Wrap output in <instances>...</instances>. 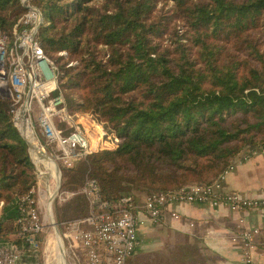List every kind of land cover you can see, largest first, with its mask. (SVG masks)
<instances>
[{
	"label": "trees",
	"instance_id": "obj_1",
	"mask_svg": "<svg viewBox=\"0 0 264 264\" xmlns=\"http://www.w3.org/2000/svg\"><path fill=\"white\" fill-rule=\"evenodd\" d=\"M31 3L43 12L38 37L58 64L70 114L89 115L115 138L82 162L104 198L210 183L239 155L264 151V0ZM27 10L0 0V30L10 35ZM12 109L0 96V245L21 250L17 264H41L44 232L34 245L22 228L35 164ZM85 200L64 215H87Z\"/></svg>",
	"mask_w": 264,
	"mask_h": 264
},
{
	"label": "built area",
	"instance_id": "obj_2",
	"mask_svg": "<svg viewBox=\"0 0 264 264\" xmlns=\"http://www.w3.org/2000/svg\"><path fill=\"white\" fill-rule=\"evenodd\" d=\"M22 3L28 10L11 34L0 30V96L12 101L15 126L25 135L30 132L33 144L37 147V157L31 156L37 184L23 199L22 206L23 232L30 235L34 245L37 244L36 235L45 232L39 195L42 191L41 181L49 174L54 182L50 183L49 179L46 181L49 193L46 209L55 192L63 200L81 195L88 202L87 215L62 223L66 227L62 236L75 264H127L128 257L140 246L138 230L144 222L140 214L151 223H156L162 218L165 208L172 204L203 203L216 208L227 206L232 210L264 207V188L256 195L224 189L226 174L234 170L236 162L213 182L148 194L143 200L131 195L104 198L97 179L90 175V169L79 189L60 193L62 170H70L82 162H88L93 153L112 146L115 138L111 143H104L106 132L103 124L92 120L95 126V134H92L90 126L84 125L83 120L76 122L72 118L61 87L58 64L46 54L38 37L40 25L44 21L43 12L31 0H22ZM59 54L66 56L67 52ZM76 63L69 62L68 66ZM57 118L70 123V132L61 131L56 124ZM36 131L45 140L44 144L36 137ZM47 148L52 149V152ZM40 152L50 155L52 159L41 157ZM248 157L249 154L243 158ZM173 216L179 217L176 212ZM239 227L234 241H239L244 251L241 264H253L255 237L264 236V231L244 228L241 224ZM71 238L76 242L77 253L74 252ZM20 256V249L0 245V264H17Z\"/></svg>",
	"mask_w": 264,
	"mask_h": 264
},
{
	"label": "crops",
	"instance_id": "obj_3",
	"mask_svg": "<svg viewBox=\"0 0 264 264\" xmlns=\"http://www.w3.org/2000/svg\"><path fill=\"white\" fill-rule=\"evenodd\" d=\"M250 157H236L234 170L226 174L225 190L259 194L264 188V151H252ZM246 153V154H247ZM179 215L178 218L173 213ZM144 219L138 235L140 246L127 264H180L191 257L205 264H241L244 251L234 241L240 224L244 228L264 231V207L232 210L227 206L212 207L203 203H178L165 208L156 223ZM242 221V222H241ZM253 264H264V236L255 237ZM195 248L193 255L190 248Z\"/></svg>",
	"mask_w": 264,
	"mask_h": 264
},
{
	"label": "rangeland",
	"instance_id": "obj_4",
	"mask_svg": "<svg viewBox=\"0 0 264 264\" xmlns=\"http://www.w3.org/2000/svg\"><path fill=\"white\" fill-rule=\"evenodd\" d=\"M172 3L170 5H166L167 8L171 7ZM161 6V5H160ZM11 42H12V39H11ZM63 89V88H62ZM64 91V90H63ZM72 118L78 122L79 119L80 120H83V123L84 125L86 126H90L89 129L91 130L92 134H95V126H94V122L92 121L93 119L87 115V114H84V113H77V114H72L71 115ZM56 124L57 126L61 129L62 132L64 133H68L70 132V129H71V125L70 123H68L67 121H61L60 118H57L56 120ZM101 125V124H100ZM104 131L106 132L105 134V138H104V143H111L114 139V136L111 134V131L109 128H105L103 127ZM37 135L36 137L38 138V140L40 141V143L44 144L45 143V140L40 136V133L39 131H36ZM28 135L32 137L31 133L28 132ZM103 142V140H102ZM48 151L51 153L52 152V149H49L47 148ZM36 154V153H35ZM84 167H85V163H80L79 165H77L75 168L73 169H70V170H67V169H63L62 170V174H61V179H60V184H61V187H60V193L64 192V191H67V190H77L79 189L81 186H82V183H77L75 181L72 180V177L71 175H77V174H81L84 178H85V175L88 171H84ZM68 172L69 175H68ZM49 179L50 183H53L54 180L53 178L49 175H47V178L43 179L41 181V188H42V191H41V194L39 195L40 196V201H41V216H42V219L44 221V224H45V241H44V245H43V249H42V255H41V264H55V258H56V255H57V252H56V231L54 229V226H56V229H57V232L58 234L60 235L61 238H64L62 236V233L64 232V230L66 229L65 226H63V224L61 223V221L66 222V221H70V220H73L75 218H79L81 216H74V218L70 217V215H64V213H66V210L67 208L69 207V205H73L74 203L78 204V198H82V199H86L85 197L79 195H77V197H73V198H70V199H65L63 200L62 198H59L57 197V194H56V197L54 198L53 202H52V210L50 211L52 213V216H53V219L54 221L51 222L50 220V216H49V211L48 209H46L47 207V199L49 198V193L47 192V187H46V181ZM73 181V182H72ZM140 199L143 200L144 197H145V194H141L140 195ZM53 197V196H52ZM75 200V201H74ZM78 201V202H77ZM87 200H85L86 202ZM63 214L62 218H60V215ZM54 222V223H53ZM55 222L58 223L55 224ZM71 242H73L74 244V252L77 253L78 251V247L77 245H75V240L73 238L70 239ZM65 255H64V262L65 264H75L73 258H72V254L69 253L68 251V245L66 244V241H65ZM130 257V256H129ZM128 257V258H129ZM74 261V262H73Z\"/></svg>",
	"mask_w": 264,
	"mask_h": 264
},
{
	"label": "bare ground",
	"instance_id": "obj_5",
	"mask_svg": "<svg viewBox=\"0 0 264 264\" xmlns=\"http://www.w3.org/2000/svg\"><path fill=\"white\" fill-rule=\"evenodd\" d=\"M28 139L30 140V142L34 143V140L33 138H31L28 133H26ZM36 151V150H35ZM48 211H49V218L52 221H54L53 219V216H52V213L50 212L51 211V208L50 206H48ZM54 223V222H53ZM54 229L56 231V238H57V242H56V252H57V255H56V258H55V264H65L64 262V255H65V239L64 238H61L60 235L58 234L57 232V229H56V226H54Z\"/></svg>",
	"mask_w": 264,
	"mask_h": 264
},
{
	"label": "water",
	"instance_id": "obj_6",
	"mask_svg": "<svg viewBox=\"0 0 264 264\" xmlns=\"http://www.w3.org/2000/svg\"><path fill=\"white\" fill-rule=\"evenodd\" d=\"M21 132V131H20ZM21 134L23 135V137L26 139V141H27V143H28V145H29V152H30V155L33 157V158H36L37 157V155L35 154V150L37 149V147L35 146V144H33L32 142H30V140L26 137V135H25V133L24 132H21ZM39 155L41 156V157H43V158H50V159H52L51 158V156L50 155H48V154H46V153H39ZM60 170V168L58 167V171ZM56 192L54 193V195H53V197L51 198V202H50V208H52V202H53V200H54V198H55V196H56ZM52 210V209H51ZM55 224H57L58 225V223L57 222H55Z\"/></svg>",
	"mask_w": 264,
	"mask_h": 264
}]
</instances>
